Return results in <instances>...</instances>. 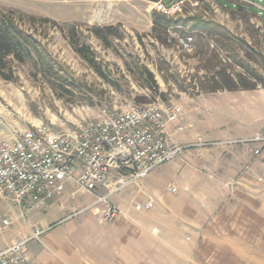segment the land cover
Instances as JSON below:
<instances>
[{
	"label": "rangeland",
	"instance_id": "obj_1",
	"mask_svg": "<svg viewBox=\"0 0 264 264\" xmlns=\"http://www.w3.org/2000/svg\"><path fill=\"white\" fill-rule=\"evenodd\" d=\"M153 11L166 16V29L152 30ZM0 14H10L46 57L43 64L33 52L23 63H12V80L0 77V142L39 123L64 130L133 105L178 104L182 114H191L185 120L191 125L178 134L200 137L151 171L162 172L172 168L183 150L225 144L214 140L232 139L230 143L245 148L240 140L264 126V0H0ZM199 23L214 27L200 31ZM95 27H113L116 35L98 37ZM71 30L78 46L87 45L93 63L75 51ZM187 37L194 48L185 47ZM222 75L238 76L239 84L254 89L201 91V85L223 83ZM248 169L264 185V172L251 164ZM242 181L226 179L228 186ZM77 197L79 204L95 199L82 190ZM10 206L15 204L0 198V238L15 233L2 222L10 221ZM260 262L242 258L224 242H203L200 256L189 260Z\"/></svg>",
	"mask_w": 264,
	"mask_h": 264
},
{
	"label": "crops",
	"instance_id": "obj_2",
	"mask_svg": "<svg viewBox=\"0 0 264 264\" xmlns=\"http://www.w3.org/2000/svg\"><path fill=\"white\" fill-rule=\"evenodd\" d=\"M187 116L191 114L184 110L178 120L182 130L191 125V120L185 123ZM174 127L169 125L175 144H190L200 137L194 132L178 134L182 130ZM231 140L183 150L172 168L151 172L112 195L110 201L119 210L112 221L101 217V205L98 210L71 215L94 201L79 204L81 190L72 183L66 184L61 196L38 209L12 201L15 207H9L8 225L15 233L0 238V251L39 228L45 232L29 242L27 253L38 264H189L191 258L200 256L203 242L230 243L242 258L264 264V185L256 183L248 169L251 164L264 172V147L254 155L249 146L239 149ZM235 178L245 182L228 186L226 179ZM169 185L177 187L175 194L167 190ZM147 199L153 201V208H134Z\"/></svg>",
	"mask_w": 264,
	"mask_h": 264
},
{
	"label": "built area",
	"instance_id": "obj_3",
	"mask_svg": "<svg viewBox=\"0 0 264 264\" xmlns=\"http://www.w3.org/2000/svg\"><path fill=\"white\" fill-rule=\"evenodd\" d=\"M194 48L191 37L184 42ZM178 104L133 105L121 111L104 112L98 118L83 119L72 127L55 130L39 123L0 142V197L16 205L38 209L65 191L67 183L76 190L94 194V201L71 215L101 208L106 221L119 215L110 197L137 184L155 167L175 158L185 146L171 139L169 125L182 130ZM254 155L264 147V126L245 140ZM101 190V194L97 192ZM175 193L177 188L169 185ZM151 199L137 202L136 210L153 208ZM9 224L7 219L2 220ZM45 230L34 228L30 235L14 240L0 251V264H38L29 260L28 244Z\"/></svg>",
	"mask_w": 264,
	"mask_h": 264
},
{
	"label": "trees",
	"instance_id": "obj_4",
	"mask_svg": "<svg viewBox=\"0 0 264 264\" xmlns=\"http://www.w3.org/2000/svg\"><path fill=\"white\" fill-rule=\"evenodd\" d=\"M44 21H47L44 19ZM168 20L163 13H158L156 11L152 12V30H155L160 26L166 29L168 27ZM198 27L200 31L211 30L214 26L208 23H199ZM95 35L101 38L105 35H116L115 29L113 27L105 28H93ZM106 31V32H105ZM71 45L74 47L83 58H85L89 63H93V59L88 54V47L86 44L81 46L77 45V40H75V32L71 30ZM31 36L25 34V32L16 24L15 20L10 14H0V77L4 80H12L13 78V69L12 63L20 62L23 63L27 58L32 56L34 52L38 59L46 64V57L43 52L36 50L32 43ZM33 42V40H32ZM219 75L223 72H218ZM223 83L215 82L214 85L204 86L201 85V91L204 92H216L218 90H228V91H237L239 89H254V86L243 83L239 84L237 78L231 76H221Z\"/></svg>",
	"mask_w": 264,
	"mask_h": 264
}]
</instances>
